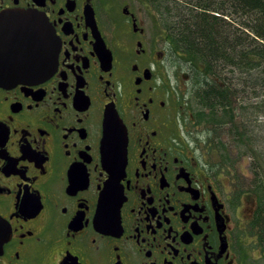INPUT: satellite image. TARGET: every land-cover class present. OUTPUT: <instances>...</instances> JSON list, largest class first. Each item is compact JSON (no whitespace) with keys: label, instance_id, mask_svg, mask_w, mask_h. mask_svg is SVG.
Listing matches in <instances>:
<instances>
[{"label":"flooded vegetation","instance_id":"obj_1","mask_svg":"<svg viewBox=\"0 0 264 264\" xmlns=\"http://www.w3.org/2000/svg\"><path fill=\"white\" fill-rule=\"evenodd\" d=\"M155 7L0 0L39 18L0 28V264H264L261 171L217 150Z\"/></svg>","mask_w":264,"mask_h":264},{"label":"trees","instance_id":"obj_2","mask_svg":"<svg viewBox=\"0 0 264 264\" xmlns=\"http://www.w3.org/2000/svg\"><path fill=\"white\" fill-rule=\"evenodd\" d=\"M164 2L167 7L162 6ZM153 3L164 8L163 13L158 11L161 16L173 17L167 27L173 53L196 70L192 89L197 112L211 126L207 131L217 150L228 159L234 151L241 157L247 155L253 166L259 160L260 170L264 152H257L260 146L249 129L254 120L247 100L250 94L264 98V0ZM262 190L260 239L264 242V187Z\"/></svg>","mask_w":264,"mask_h":264},{"label":"water","instance_id":"obj_3","mask_svg":"<svg viewBox=\"0 0 264 264\" xmlns=\"http://www.w3.org/2000/svg\"><path fill=\"white\" fill-rule=\"evenodd\" d=\"M38 16L37 15H30V14H20L17 12H12V13H6V14H1L0 16V28L2 25L5 24H16L19 22H34L38 21ZM53 32V31H52ZM0 36L1 32H0ZM1 40V39H0ZM53 43H54V52L55 58L57 57V43L55 41V36L53 32ZM105 135H104V141H103V149H105L106 152H114L115 147L117 154L113 155L115 157L114 159H118L120 161L124 160L126 163V156H127V143H128V137H127V132L126 128L123 126L121 120L117 121L114 123V121L110 118H107L105 121ZM110 157V156H109ZM124 163V164H125ZM124 170V169H123ZM119 172H117L118 174ZM117 174L113 176H117ZM118 177V176H117ZM9 231L7 232L6 229L2 226V223L0 222V253L2 252V247L4 243L8 240L6 236H8ZM6 238V239H5Z\"/></svg>","mask_w":264,"mask_h":264},{"label":"rangeland","instance_id":"obj_4","mask_svg":"<svg viewBox=\"0 0 264 264\" xmlns=\"http://www.w3.org/2000/svg\"><path fill=\"white\" fill-rule=\"evenodd\" d=\"M160 4V3H159ZM163 7H167L166 3L164 2ZM163 13L164 8H162L161 6H159L158 8L155 7L154 10H152V18L155 19L156 18V13L158 14L159 12ZM164 19H163V27L167 30V27L169 28L173 17L171 16H167V14H163ZM180 55H176V57L174 58L173 63H176V60L178 61L180 59ZM171 72V70H170ZM177 72V70L175 71V73ZM181 71H179L177 73V75L175 76V80H177V77H180V79H183L181 76ZM172 81V80H171ZM248 108L249 110L252 112V116L251 119L254 120L253 125L251 124V127H249L250 131H252V137L257 141V144L260 146L259 149H257V152L262 151L264 152V98H256L254 97V94H250L248 95ZM206 132V129H204ZM200 134V133H199ZM203 133L201 132V135ZM225 142L230 143V139H226ZM230 148V147H229ZM231 150V149H230ZM216 154L218 155V157H220V154H218V152H216ZM229 160L234 159V157L236 158L235 161H237L236 163L241 167L240 169V173H244L246 174V172H248L247 168H251V159L249 156L245 155L244 157L239 156L236 151L229 153ZM260 159V156H258ZM261 162V166L262 168L260 169L261 171V181L264 184V160H260ZM254 166H259V160L256 161V163L253 161ZM248 166V167H247ZM259 177V175H258Z\"/></svg>","mask_w":264,"mask_h":264}]
</instances>
